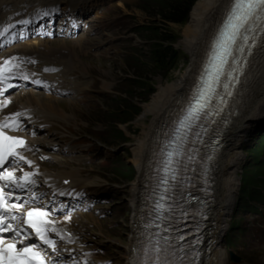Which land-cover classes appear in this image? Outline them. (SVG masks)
<instances>
[{"label":"rangeland","instance_id":"rangeland-1","mask_svg":"<svg viewBox=\"0 0 264 264\" xmlns=\"http://www.w3.org/2000/svg\"><path fill=\"white\" fill-rule=\"evenodd\" d=\"M87 3L92 14L91 31L76 37L82 41L77 49L79 54L71 50L76 69L58 66L59 73L77 75L81 81L87 76L90 78L83 83L84 88L81 82L71 87L73 97L48 93L61 101L57 108L64 119L52 117V126L46 132L39 131L37 136L52 139L60 149L50 157L51 163L43 162L54 166L50 172H66L83 180L95 179L92 185L74 186L90 190L84 192L80 200L82 208L71 223L83 239L82 243L77 238L83 248L80 255L83 263L123 264L133 225L130 184L137 176L136 165L131 161V145L143 132L135 119L157 85L167 80L173 71L187 68L190 57L177 42L194 4L185 21L166 23L154 15L155 9L146 0H87ZM154 28L165 29L172 36V40L162 44L170 46L175 54L172 68L167 72L153 62L155 57L151 51L158 42L153 36ZM47 39L55 40L54 45L74 40L68 37ZM67 45L70 47V43ZM32 90L23 89L18 93ZM127 106L138 108V113L127 122H118L117 118L129 114ZM263 131L264 119L251 124L238 148L242 158L237 167L240 181L236 209L234 207L220 239L228 264H264V188L246 182L241 188L243 169L252 161L251 150ZM117 168L125 176L117 173ZM256 189L262 196L258 200ZM230 252L241 261L233 262Z\"/></svg>","mask_w":264,"mask_h":264},{"label":"bare ground","instance_id":"bare-ground-1","mask_svg":"<svg viewBox=\"0 0 264 264\" xmlns=\"http://www.w3.org/2000/svg\"><path fill=\"white\" fill-rule=\"evenodd\" d=\"M231 1H195L188 21L182 28L180 39L177 42V45L190 57L187 68L184 71H173L167 80L157 85L156 91L148 101L142 104V112L135 119L136 123L142 127L143 132L142 137L139 140L135 139L136 141L132 142L131 145V161L136 165L137 176L130 184V191L133 197L131 200L133 231L126 245L128 250L126 255L123 256L125 260L123 264H131V259L135 255L133 246L135 245L137 221L140 220L142 215V192L145 190L148 178L150 159L154 152L159 149L157 139L162 125L170 123L186 101L187 95L194 85L195 78L200 72L210 41L217 31L224 13L229 9ZM33 3H38L37 5L40 6L49 5L51 10L55 9L54 3L57 2H50L49 0H0V18L5 17L4 20H1L4 22L0 23V28L10 24L15 27L16 21L22 20L19 19L20 16L26 18L29 7L35 6ZM70 3L72 5L77 4L74 2ZM54 42L55 40H48L46 37L23 40L8 47L3 53H5L4 55L22 58L25 61L31 60V63L37 60V63H41L43 64L41 66L49 69L46 73L44 71V74L41 72V75L51 80H57L56 71L59 72L60 70L58 65L66 67V70L76 69L77 63L74 61V54L71 53V50L77 52L82 41H80V38H76L72 41H61L56 45L53 44ZM67 43H70V47H68ZM261 45L257 56L252 60L253 62L248 71V77L244 81L242 92L233 106L235 114L229 117L230 121L223 132L221 150L213 162L209 176L213 193L206 212L209 243L203 245L201 250L197 251L198 264H228L226 249L220 246V239L228 227V221L236 205L239 193L240 177L237 167L241 162L242 156L238 148L245 134L244 132L249 126L260 119H264V41ZM65 50H69L70 53L65 52ZM31 71H37V68L32 66ZM76 85L78 83L73 82V86ZM55 92H58V90L55 89ZM54 98L51 94L35 93L33 90L29 92L23 91L15 94L11 99L9 98V100H13V103L11 101L13 108L8 112L11 115L20 113L23 117L32 115L39 120H46L52 117L63 120L64 116L58 112L57 108L61 101ZM147 120H149L148 123H146ZM26 138L28 141L26 152L31 154H28L31 164L26 162L27 166L21 165L17 167L22 172L20 176H23L25 172L41 176L47 187L51 191L57 192V194L65 193L70 186H77L80 183L85 185L94 184L95 179L83 180L66 172H50L49 169L54 166L52 167L51 164L45 165L40 158L36 159L35 149H31L38 140L28 133ZM40 150H43V148ZM67 179H69L68 184L65 182ZM34 182L35 180L31 184H34ZM28 188L31 189L32 186ZM53 219L55 222L54 227L56 226L55 228L61 235L64 236V230L73 233L71 238L68 236L70 239H66L64 236V240L66 239L70 242V248H78L81 241L77 239L76 229L71 224L72 215L54 217ZM64 240L63 242H65Z\"/></svg>","mask_w":264,"mask_h":264},{"label":"snow or ice","instance_id":"snow-or-ice-1","mask_svg":"<svg viewBox=\"0 0 264 264\" xmlns=\"http://www.w3.org/2000/svg\"><path fill=\"white\" fill-rule=\"evenodd\" d=\"M52 11H55V9H39L35 11L34 15L39 19L51 15ZM19 23L27 25L31 21L24 19L20 20ZM11 27H14V25L10 24L0 30V35H4ZM258 30H264V0H233L227 20L215 43L208 69L202 77V87L178 121L174 139L170 142L172 150L167 153L165 171L172 173L173 178L175 177V169L171 165L175 163L173 157L180 155L182 152V142L184 140L182 134H186L192 125L201 119L202 115L211 114L206 112V109L211 106L210 100L213 98L216 85L220 82L221 76L227 75L232 83L237 80L235 74L242 71L244 67L243 63L239 61L246 60V57L243 55L237 57L235 53L250 52L251 45L255 44V33ZM20 36L23 37V30H21ZM244 45H249V47L246 48ZM18 59V57L13 56L3 61V64L0 65V81L6 79L5 73H11L20 67L19 63H16ZM22 78L24 80L29 79L28 75H23ZM33 83L40 84L41 81L34 80ZM223 86L226 90L225 95H232L230 91H227L232 85L224 83ZM8 87H12V85L9 84ZM4 91L6 89H0V94ZM219 99L220 103L223 104V97ZM19 116L20 113H15L13 117H5V121L14 120L15 122L12 124L0 123V165H4L9 157H16L21 161L25 160V157L19 156L16 151L17 148L25 145V141L18 137L6 135L4 131L5 128L17 127L18 120L16 118ZM27 163L31 164V161H27ZM32 175L33 173L25 172L17 180L13 172H10L7 168L0 171V179L9 181L10 186L16 188L25 187ZM162 183L166 184L167 180L165 179ZM61 195H64V193H61ZM33 198H36L35 193H33ZM21 207L20 204L6 203L3 190H0V234L15 233L20 245L18 247L17 239L9 242L3 235H0V264H53V261L39 251L26 235H21L23 228L19 223V217L17 215H6V213L19 210ZM44 208V205L30 208L24 213L23 224L27 225L39 240L55 253L57 252L56 242L49 237L48 233L50 231L55 232L60 235L61 239H64V236L54 227L55 222L47 219L50 213L45 211ZM156 209L158 213H162L164 205L157 201ZM34 217L38 219H34ZM157 218H160V216L158 215ZM157 227L159 226L157 225ZM178 239L183 240L184 237L179 236ZM134 251L136 254L132 257L131 264H183L185 259V257L176 254L177 251L182 252V248L173 249L168 246V238H164L163 244L159 238L149 240L143 248ZM188 264H193V262L188 261Z\"/></svg>","mask_w":264,"mask_h":264},{"label":"trees","instance_id":"trees-1","mask_svg":"<svg viewBox=\"0 0 264 264\" xmlns=\"http://www.w3.org/2000/svg\"><path fill=\"white\" fill-rule=\"evenodd\" d=\"M150 7L154 8V15L160 17L163 22L182 23L186 20L188 13L196 0H146ZM154 38L158 41L152 47V55L155 57V62L159 65L163 71H168L172 68L175 54L172 48L169 46L162 45L164 42L172 40V36L167 33L165 29L154 28ZM142 85V84H141ZM124 106V105H122ZM128 111V115L119 117L116 120L118 122H127L138 113V108L125 107ZM121 112L120 108H117ZM124 113V112H123ZM252 161L248 163L243 169L242 175V187L244 183H254L256 186L262 185L264 188V133L263 137H260L258 144L251 150ZM250 166V167H249ZM120 168L116 169V172L120 175L125 173L119 171ZM130 178V176H128ZM259 190L256 189V199L262 197L259 196Z\"/></svg>","mask_w":264,"mask_h":264},{"label":"water","instance_id":"water-1","mask_svg":"<svg viewBox=\"0 0 264 264\" xmlns=\"http://www.w3.org/2000/svg\"><path fill=\"white\" fill-rule=\"evenodd\" d=\"M231 259L234 260V261H240V257H237V256H234L232 253H231Z\"/></svg>","mask_w":264,"mask_h":264}]
</instances>
